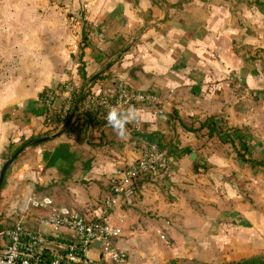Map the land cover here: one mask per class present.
<instances>
[{"label":"crops","instance_id":"1","mask_svg":"<svg viewBox=\"0 0 264 264\" xmlns=\"http://www.w3.org/2000/svg\"><path fill=\"white\" fill-rule=\"evenodd\" d=\"M80 67L84 90L125 82L159 94L163 114L135 106L125 137L105 123L95 145L50 133L41 98L81 88ZM60 132L8 170L22 186L7 215L36 194L98 218L154 133L174 146L171 174L135 181L106 214L127 264L264 255V0H0V174L23 142Z\"/></svg>","mask_w":264,"mask_h":264},{"label":"built area","instance_id":"2","mask_svg":"<svg viewBox=\"0 0 264 264\" xmlns=\"http://www.w3.org/2000/svg\"><path fill=\"white\" fill-rule=\"evenodd\" d=\"M75 87L66 84L61 92L63 104L61 118L69 116L74 105ZM56 91H46L41 98L48 108L47 123L56 110ZM161 96L155 92L134 89L119 82L111 96H87L85 110L105 120L109 106L121 109L133 106H161ZM73 119V118H70ZM172 171V160L157 143L145 144L139 158L131 165L117 170L110 181V195L103 202L102 215L89 219L74 208L58 205L51 196L31 195L22 209L14 215L12 223L0 230V264H127L129 255L117 246L122 237L120 229L113 227L106 214L118 206L129 187L141 178L167 177ZM166 240V236H161ZM102 243V246H96Z\"/></svg>","mask_w":264,"mask_h":264},{"label":"trees","instance_id":"3","mask_svg":"<svg viewBox=\"0 0 264 264\" xmlns=\"http://www.w3.org/2000/svg\"><path fill=\"white\" fill-rule=\"evenodd\" d=\"M87 39L86 37L84 38ZM79 73L81 75V78L83 79L84 84L81 88L76 89L75 91V97H74V105L73 108L70 111V114L67 118L63 119L61 118V111H55L54 116L51 118V123L49 125H53L54 128L50 131V133L55 132L59 130L63 125L70 120V118H73L68 126V128L65 130V133L74 137L79 143H85L88 142L92 145L94 144L95 138L93 137V131L95 129H98L102 127L105 123H107L104 120H100L97 115H89L87 111L85 110V101L88 95H90L92 92L90 90V87L84 90V87L87 86V80L84 73V69L80 67ZM89 83V82H88ZM93 85V83H92ZM101 95L105 96H111V94L103 93ZM191 130V128H188ZM140 134L134 133V136L139 137ZM103 137V136H102ZM142 137L149 143H157L159 146L167 151V154L169 157H171L174 153H176L174 146L168 145L162 136L159 134H152V133H146L143 134ZM41 138H31L25 142H23L22 145L17 147L11 155H8L9 159L18 152L20 148H22L25 145H32L33 142L36 140H39ZM102 139V138H101ZM171 150V151H170ZM7 158V159H8ZM6 183V180L4 182V185ZM3 185V186H4ZM3 189V188H2ZM169 264H177L175 261H171ZM197 264H216V263H197ZM223 264H264V255H257L252 256L250 258H245L233 262H225Z\"/></svg>","mask_w":264,"mask_h":264},{"label":"rangeland","instance_id":"4","mask_svg":"<svg viewBox=\"0 0 264 264\" xmlns=\"http://www.w3.org/2000/svg\"><path fill=\"white\" fill-rule=\"evenodd\" d=\"M6 183L3 186V189L1 190L0 193V230H2L5 226H8L9 224L12 223V220L15 218L12 215H7L5 213L6 209L8 206H6L10 201H12V197L15 199L17 196V191L19 188H21L22 185L19 186L17 183V179L15 178V175L12 171L10 173L8 172L7 178H6ZM4 194V195H2ZM5 203V201H7ZM18 200V199H17ZM13 218V219H12ZM190 252L187 251V261L184 259H179L175 261L177 264H197V263H206L203 262L201 258L196 257L193 259V257L189 254ZM221 255L219 256L218 260L215 261L213 259V262H218V263H225L226 261L221 260ZM210 263V262H209ZM169 264V263H168Z\"/></svg>","mask_w":264,"mask_h":264},{"label":"clouds","instance_id":"5","mask_svg":"<svg viewBox=\"0 0 264 264\" xmlns=\"http://www.w3.org/2000/svg\"><path fill=\"white\" fill-rule=\"evenodd\" d=\"M107 124L121 138L127 134V125L130 123H138L141 120L140 110L133 105H129L126 109H121L118 105L109 106L105 117ZM11 264V258L9 260Z\"/></svg>","mask_w":264,"mask_h":264},{"label":"water","instance_id":"6","mask_svg":"<svg viewBox=\"0 0 264 264\" xmlns=\"http://www.w3.org/2000/svg\"><path fill=\"white\" fill-rule=\"evenodd\" d=\"M131 47V46H130ZM98 78V76H95L93 78V81L96 80ZM62 92L61 90L58 91V99L56 101V104H55V108L56 109H60L61 108V105H62V96H61ZM72 119H70L66 124L65 126L63 127L64 130H66L70 124ZM62 132H60L59 134L57 135H54L52 137H47V138H42V139H39V140H36L35 142L32 143V145H40V144H43L45 142H48L49 140L61 135ZM30 145H25L23 146L22 148H20L18 150V152H16V154H14L10 159L7 160V162L5 163V165L3 166L2 168V171H1V174H0V193H1V190L3 188V185H4V182H5V179H6V175H7V172L8 170L10 169V167L12 166V164L17 160V158L20 156V154ZM195 156V155H194ZM143 179V178H142ZM142 179H138V180H142ZM137 180V181H138ZM96 246H102V243H96ZM0 247H1V238H0Z\"/></svg>","mask_w":264,"mask_h":264}]
</instances>
